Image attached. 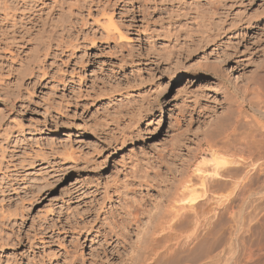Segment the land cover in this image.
<instances>
[{"label": "rangeland", "instance_id": "374dc122", "mask_svg": "<svg viewBox=\"0 0 264 264\" xmlns=\"http://www.w3.org/2000/svg\"><path fill=\"white\" fill-rule=\"evenodd\" d=\"M257 81L264 0H0V264H137L132 226L184 176L201 194L240 103L264 128ZM243 177L221 221L239 211L264 264V175Z\"/></svg>", "mask_w": 264, "mask_h": 264}, {"label": "bare ground", "instance_id": "6f19581e", "mask_svg": "<svg viewBox=\"0 0 264 264\" xmlns=\"http://www.w3.org/2000/svg\"><path fill=\"white\" fill-rule=\"evenodd\" d=\"M111 19L112 18H109L110 21ZM197 76L198 68L196 67L195 76L186 78L177 87V96L182 97L191 94L194 90ZM260 82L257 83V96L256 98L254 96V98H252L253 100H250V105L257 112L264 114V82ZM239 108L237 111L238 114L235 113L236 116L233 118L232 123H230V121L227 125L229 127L230 124V128H228L229 130H224V132L226 133L222 138L220 137L221 140L219 139L220 141L216 142L215 138L213 137V139L210 140L211 143L208 141V143L210 144V147L208 144V148L212 150V154L214 156L213 164H210L211 166H209V168H205V163H202L203 166L198 165L195 169L196 175L200 178L201 183H199L203 186L201 194L198 193V189L195 187V183L192 182L191 179H184V176L183 180H178L179 184L181 183L180 187L176 190L175 195H173L174 197L171 196L173 198H169L170 203H168L167 205H163V203L161 204L164 206V208L161 207V209L163 208L162 211H160V208L159 210L158 208L155 209L156 211H158L157 213L155 211V213L153 214L151 212L154 211H142L143 213H141V216H143V218L142 221L138 219V223H143V226L141 227L142 224L139 226L137 223L136 225L132 226L138 232L140 230H143L142 232L140 231L138 233V238H140L138 240L146 239L148 237L149 241V243H145L143 242V240L141 241V244L142 242L145 244V248H143L144 244H139L140 246H142V249L139 248L140 246L138 247L139 250L143 251L144 253L139 251L138 253L140 254L137 255L138 259L133 258L134 260H138L137 264H241L242 260L247 259V257L253 254V252L251 254L249 253V251L251 252L254 249L253 247L252 250L249 249V251L247 252L248 256H246L247 254H242V250L245 249V246L247 245H243L245 244L244 233L246 230V233H249V229H252L251 227L247 228L249 223L247 226L244 225V222H242L241 217H239L238 215L239 211L237 212L238 214L236 213V216L238 217H236V219L234 220L233 225L230 226L229 222H227L228 220L226 222L221 221V217H224L226 215H224V213H228L229 210H232L231 206L234 200L232 198L238 195L243 186L244 181L237 180V178L245 176V178L243 177L244 179L248 178L250 180L252 176L264 175V128L255 123L256 118L254 119L253 116L250 118V114H246L245 110L241 108V103ZM228 116L230 117V115ZM212 120L217 122L216 119ZM223 120L224 119H222V121ZM224 121L226 122V120ZM222 123L223 122H221L220 124ZM212 124L211 126H213V129L215 128V126ZM220 124L218 123V125ZM225 124H227V122ZM211 126L209 127V129H211ZM220 127L222 128L221 125ZM224 127H226V125L223 126L222 130L224 129ZM210 131L212 130H209V132ZM210 133L208 135H210ZM221 133L222 132H219V134ZM207 140L209 139L207 138ZM208 162L211 163V161ZM208 165L209 163L207 164V166ZM233 177L236 180H234ZM230 181H232V183ZM227 182L231 183L229 184V186L233 185L232 187L234 188V190L230 187L231 192L233 191L232 194H230L231 192L228 195H222L221 193H219V196H215L213 194V189H215L216 192L218 184L219 186L221 185V183H225L226 185ZM214 202L220 209L219 211H215L213 210V207H211L212 203ZM260 207H258L257 210ZM213 211L217 212L218 217L215 216V214L213 215ZM256 212L257 211H255V213ZM231 213L230 217H233V212L231 211ZM138 217L136 215L135 218ZM215 217L218 218V220ZM252 217L254 218V216ZM136 221L134 220L133 222L135 223ZM140 227L142 229H140ZM116 234L118 235L119 231ZM143 235L145 236V238ZM243 246L244 248H242ZM141 253L143 254V257L139 260V257H141L139 255H141ZM244 253H246V250H244ZM132 255L134 256L135 254ZM244 255L246 258L244 257ZM251 257H249V259H251ZM244 262L246 261L244 260Z\"/></svg>", "mask_w": 264, "mask_h": 264}]
</instances>
